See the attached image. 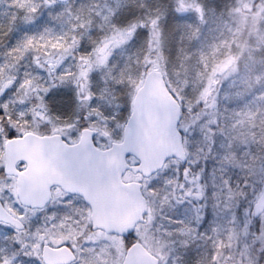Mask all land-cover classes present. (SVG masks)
Masks as SVG:
<instances>
[{"label":"rangeland","instance_id":"obj_1","mask_svg":"<svg viewBox=\"0 0 264 264\" xmlns=\"http://www.w3.org/2000/svg\"><path fill=\"white\" fill-rule=\"evenodd\" d=\"M167 1L170 0H71L59 8L50 0H0V22L9 26L4 29L7 42L0 44V198L27 225L25 231H16L0 223V259L7 257L10 264H44L41 252L48 243L71 247L77 255L76 264L122 263L125 240L91 230V210L81 198L55 189L46 208L23 207L16 196L15 178L4 176L1 171L4 148L11 133L20 136L29 131L59 133L68 141H77L86 125L99 131L95 138L99 148H108L118 141L124 126L119 114L124 108L115 94L122 85L133 86L138 77L131 74L123 84L122 76L114 73L111 65L125 56L127 43L134 41L139 32L149 31L151 19L145 9L162 15L157 9ZM206 1L173 0L179 12L192 11L198 22L203 20ZM226 1H218L205 47L203 32L209 31H204L203 25V29L189 26L200 41L195 47L194 38L188 41L194 47L188 55L196 61L189 74L196 78L186 91V95L190 93L188 102L182 93L188 87L183 76L178 75L180 92L174 90L185 108L182 127L188 164L200 170L199 174L189 168L181 169L178 161L170 160L151 178L130 173L125 177L142 178L144 192L152 198L148 197V223L139 225L134 234L159 255L161 264H264V214L259 219L251 215L257 192L264 188V164L261 166L258 160L264 149V124L259 121L264 110L258 115V110L249 108L252 99L257 104L264 103V0ZM127 9H133L131 23L121 15ZM242 15L252 16L250 28L255 29L252 37L239 42L241 25L245 23ZM152 16L159 22L161 16ZM156 27L146 35L152 38L145 39V44H150L146 68L139 83L133 86L134 91L146 69H165L164 53L153 35ZM129 28L135 31L127 35ZM157 30L162 35L159 27ZM97 32L100 38L92 42ZM235 40L238 57L231 49ZM94 82L99 87L96 95L91 93ZM168 82L172 87L169 79ZM73 93L82 117L53 121L45 98ZM204 100L205 106L201 103ZM92 104L104 106L105 115L90 107ZM255 131L261 137L258 146ZM196 133L200 145L207 139L209 152L212 147L217 148L214 160L220 159V163L214 165L209 152L194 153L192 139ZM208 163L213 165L212 170ZM206 174L214 178V186ZM183 178L198 182V189L181 191L182 186L189 187ZM247 179L257 184L245 186ZM155 180L162 185L147 193ZM242 188L246 196L243 199Z\"/></svg>","mask_w":264,"mask_h":264},{"label":"water","instance_id":"obj_2","mask_svg":"<svg viewBox=\"0 0 264 264\" xmlns=\"http://www.w3.org/2000/svg\"><path fill=\"white\" fill-rule=\"evenodd\" d=\"M65 3L68 0H57ZM181 105L170 92L165 76L151 71L138 89L133 111L124 128L122 143L105 151L93 144L95 131L85 129L76 145H68L60 135L39 136L27 133L6 144V173L18 177L17 193L25 206L44 207L51 199V188L61 186L66 192L84 197L91 206L93 229L128 237L148 213L141 182H124L130 170L146 178L163 169L171 158L186 163L184 139L179 131ZM129 156L139 162L130 165ZM27 164L18 171V162ZM264 212V191L254 206V215ZM0 221L24 229L0 202ZM46 264H71L76 260L68 247L44 246ZM141 243L133 244L123 264H159Z\"/></svg>","mask_w":264,"mask_h":264},{"label":"trees","instance_id":"obj_3","mask_svg":"<svg viewBox=\"0 0 264 264\" xmlns=\"http://www.w3.org/2000/svg\"><path fill=\"white\" fill-rule=\"evenodd\" d=\"M219 0H208L206 1L205 5H204V19L202 20V22H198L199 20L196 18L195 14L193 12H188L185 14H180L178 11V7L177 5L173 2V0L167 1L166 4H162V6L158 7L157 10H161L160 13L162 15H158L155 13H151L148 11V9H145L146 15L148 17H150L151 19V23L149 24V26L147 27L149 29V31H141L139 32L134 41H130L127 43V48L128 50L125 53V56L122 57L118 62V64H112L111 66H113V72L114 73H119V75L122 76V83L125 84V79L128 78L129 75L133 74L134 77L137 76V80L135 82V84H133V86L139 83V76L142 72L143 69H145V62H146V54L147 51L150 48V44L148 43V41H146L147 43L145 44V39H149L151 40L152 38H148L149 36L146 37L147 33L149 34L150 31H152V27L154 28L156 27V32H153V35L158 39V44H159V49L161 53H164V58H165V63L163 64V67L165 69L162 68V70H165L168 76V79L172 85V90H177L178 92H180L181 90V86L178 84L179 82V77L178 75H180L181 77L183 76L184 79L187 80L188 83V87L186 89L183 90V96H185L184 98H186V102H188V97L190 95V93H188L186 95V91L190 90L193 86V83L195 81V76H191L189 74V68L191 67L192 64H195L196 61L194 60V58H192V55H188V52L190 50H193L195 46H197V43H200V41L196 40V32L193 31V28L189 29V26L198 28V29H203L200 28V25H203L204 31H209V32H203V37L202 40L204 39V35L206 34V38L203 40L204 42V47H205V43H206V39L207 37H209L210 34V28L212 27L211 25H213L214 19H215V15H216V11H218V5L220 2H218ZM226 2H230V0L226 1ZM227 3L226 8L228 7ZM133 9H127L125 10L121 15L123 16V18L128 21L129 23H131V21L133 20H129L130 19V15L132 13ZM152 15H156L157 17H160L159 22L156 21ZM243 16V15H242ZM243 18L245 19V23L242 25L246 26V29L243 28V30L240 29V34L239 37L237 38V40L239 42H243L244 39L246 37H249L251 35V28L250 25H252V23H250V21L253 22V18L252 16H243ZM137 19H134V21H136ZM117 23L121 22V18H118ZM159 23V25H158ZM161 25V26H160ZM7 27H9L8 25H4L3 23L0 22V43H6L7 42V33L5 32L4 29H6ZM161 29V34H159V31L157 30V28ZM3 29V30H2ZM134 28H129L127 35H130V33H134ZM100 32H97L93 35V41H98L100 38ZM150 35V34H149ZM152 36V35H151ZM2 37V39H1ZM195 39V42H193L192 44H194V47H191L188 43L189 39ZM160 39H162V41L160 42ZM9 41V39H8ZM232 51L234 52L235 56H237L239 50L236 46V40L235 43H232ZM95 47V46H94ZM237 53V54H236ZM235 58V57H234ZM149 69H146V71H148ZM179 70V73H176V71ZM177 78V80H176ZM129 83V82H128ZM90 86H91V82H90ZM133 86L129 87V86H120V88L118 89V94H115V98L116 100L122 104V107L124 108V110L121 112V114H119V122L121 123V125L127 120V118L130 115L131 112V101L134 95V89ZM134 86V88H135ZM264 86V85H263ZM185 91V92H184ZM243 92V91H242ZM92 94L95 93L98 94L99 93V87L97 85H95L94 82V86L92 87ZM45 103L48 109V113L50 115V118H53V121H57V122H65L67 120H69V118H76V117H82V113L80 112L79 108H78V101L77 98L75 96V94L73 93L72 95H68V96H63L61 98H51V97H46L45 98ZM193 100V98L191 99ZM241 100V97H240ZM200 106V105H199ZM90 107H94V109H96L97 111H99L102 115H105L106 113V108L104 106H96L94 104L90 105ZM196 108H199L196 106ZM91 109V108H89ZM254 110H258V115H261L263 113L264 110V103L258 104V105H254L252 107V111ZM85 113V111H84ZM264 115H262L259 118V121H261L262 124H264V119L261 120L263 118ZM260 123V124H261ZM258 124V125H260ZM195 125H197V123H195ZM195 125H194V130H195ZM42 126V125H41ZM43 126L45 127V125L43 124ZM88 125L84 126L87 127ZM83 128V127H82ZM261 129V128H260ZM244 130V129H243ZM242 130V131H243ZM42 133V131H40ZM239 132H241L239 130ZM251 135V131L249 132V137ZM12 136H16L15 133H11L9 135V137ZM225 135L223 134V137ZM255 137H257V146L258 144H260V138L259 135L257 134V132L255 131ZM205 143H203V145L199 144V135L196 133L193 136L192 139V146L194 149V153H200L201 151L205 153V155L208 154L209 152V144L206 142L207 139H203ZM264 140V138H263ZM217 152V148L216 147H212L210 149L209 152V158L210 161L214 163V165H217L218 163H220V159L215 161V155ZM258 160L261 163V166L264 164V149L262 152V156L258 158ZM200 165V164H199ZM208 168H211L213 165L211 163H208ZM186 168L190 169L191 171H194L195 169L193 168V166H189L186 165ZM182 169H185L182 166ZM210 170V169H208ZM212 170V168H211ZM196 173L199 174L200 170H195ZM208 174H206V179H208L209 183H212L214 186V178L207 176ZM185 177V175H184ZM184 181L187 183V185L189 186L188 188H183V186L180 188L181 191H186V190H190V189H198V182H195L194 180H192V182H189L186 178H183ZM257 182L255 180L252 179H247L246 180V185L245 186H253L256 185ZM158 185H162V182H159V180H155V183L153 185V187L151 189H153L154 187L158 186ZM251 192V191H250ZM249 192V193H250ZM242 193V191H241ZM248 193V194H249ZM243 194V193H242ZM257 194H259V190L257 192ZM158 199V195L156 196ZM156 206V205H155ZM154 206V207H155Z\"/></svg>","mask_w":264,"mask_h":264},{"label":"snow or ice","instance_id":"obj_4","mask_svg":"<svg viewBox=\"0 0 264 264\" xmlns=\"http://www.w3.org/2000/svg\"><path fill=\"white\" fill-rule=\"evenodd\" d=\"M37 233H39V229H37ZM26 254H31V253H26ZM0 264H10V260L5 257L3 259H0ZM74 264H76V262H74Z\"/></svg>","mask_w":264,"mask_h":264}]
</instances>
